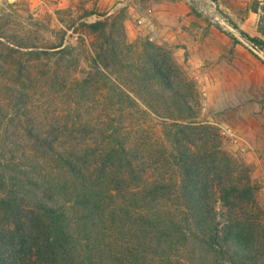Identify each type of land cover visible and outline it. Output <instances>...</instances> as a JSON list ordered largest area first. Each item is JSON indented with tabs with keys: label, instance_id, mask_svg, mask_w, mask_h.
<instances>
[{
	"label": "trees",
	"instance_id": "1",
	"mask_svg": "<svg viewBox=\"0 0 264 264\" xmlns=\"http://www.w3.org/2000/svg\"><path fill=\"white\" fill-rule=\"evenodd\" d=\"M254 11H261V36L239 31L264 52V7ZM105 26L89 25L95 31ZM131 49L129 43L101 44L94 70L116 69L109 100L120 114L141 102L165 118L166 160L179 178L151 176L143 149L113 116L99 128L78 112L71 122L53 119L44 132L29 118L21 93L11 120L29 141L5 131L0 143V264H264V223L254 211L253 186L234 175L232 158L219 145H210L209 126L174 118L169 104L181 107L183 98L171 57L155 48L134 58ZM55 64L53 79L60 84ZM93 74L77 81L81 93L88 92ZM184 109L193 111L188 103ZM0 113L3 120L4 108ZM218 201L226 211L222 221Z\"/></svg>",
	"mask_w": 264,
	"mask_h": 264
},
{
	"label": "rangeland",
	"instance_id": "2",
	"mask_svg": "<svg viewBox=\"0 0 264 264\" xmlns=\"http://www.w3.org/2000/svg\"><path fill=\"white\" fill-rule=\"evenodd\" d=\"M255 7L261 10L264 0H0V107L6 111L0 143L5 131L29 141L21 127L14 131L11 120L22 93L29 118L34 116L44 132L53 119L71 122L78 112L99 128L113 116L124 136L143 149L153 166L151 176L177 181L176 168L166 160L165 118L141 102L120 114L109 100L116 69L93 67L101 44H132L128 55L134 58L157 48L178 67L175 88L183 101L181 107L169 104L174 118L209 126L210 145H219L232 158L234 175L253 186L254 211L264 223V52L239 31L261 36V11ZM95 22L106 26L95 31L89 27ZM55 63L60 84L53 79ZM91 71L92 85L81 93L75 85ZM20 119L25 123L26 115ZM40 158L52 167V161ZM167 203L172 204L162 201ZM216 209L224 220L220 201Z\"/></svg>",
	"mask_w": 264,
	"mask_h": 264
}]
</instances>
